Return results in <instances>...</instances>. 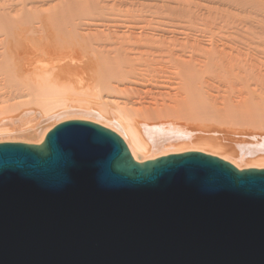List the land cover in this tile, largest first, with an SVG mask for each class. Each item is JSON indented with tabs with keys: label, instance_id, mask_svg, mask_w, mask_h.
Here are the masks:
<instances>
[{
	"label": "bare ground",
	"instance_id": "1",
	"mask_svg": "<svg viewBox=\"0 0 264 264\" xmlns=\"http://www.w3.org/2000/svg\"><path fill=\"white\" fill-rule=\"evenodd\" d=\"M41 1L0 0V144L39 147L56 125L82 121L118 136L139 164L193 151L239 171L264 170V25L249 28L260 40L238 39L236 30L217 41L203 38L198 13L193 20L184 8L193 23L180 22L176 0L177 17L160 6L168 0H154L157 13L146 4L179 22L156 19L145 0L137 2L142 16L136 0H111L128 8L118 14L110 0H67L87 12L97 4L101 15L86 17L95 24L83 23L86 11L82 21L63 16L66 0L52 3L58 9ZM237 134L246 147L232 143Z\"/></svg>",
	"mask_w": 264,
	"mask_h": 264
},
{
	"label": "water",
	"instance_id": "2",
	"mask_svg": "<svg viewBox=\"0 0 264 264\" xmlns=\"http://www.w3.org/2000/svg\"><path fill=\"white\" fill-rule=\"evenodd\" d=\"M0 264H264V170L193 151L139 164L82 121L1 143Z\"/></svg>",
	"mask_w": 264,
	"mask_h": 264
},
{
	"label": "rangeland",
	"instance_id": "3",
	"mask_svg": "<svg viewBox=\"0 0 264 264\" xmlns=\"http://www.w3.org/2000/svg\"><path fill=\"white\" fill-rule=\"evenodd\" d=\"M4 1V0H3ZM5 1H8V0H5ZM14 1V3L13 4H15V0H13ZM43 1V5H50V3H51V5L50 6H54L52 3H54L55 5L56 4H58V6H59V3H57L58 1L60 2V0H51V1H48V0H46L47 2H50V3H47L46 1H44V0H42ZM41 1V2H42ZM53 1V2H52ZM55 1V2H54ZM61 1H64V0H61ZM105 1H107V0H105ZM117 1H119V0H117ZM140 1H144V0H140ZM140 1H139V3H140ZM148 1V0H147ZM151 1H153V4H155V6L153 5V4H150L149 6L150 7H155V9L154 8H149V6L146 4L147 2H146V0H145V2H142V4L143 3H145L144 4V6H147L148 7V9L149 10H147L148 12H151L152 11V9H154L153 11L155 12V13H157V12H159V10L158 9H162V8H158L157 6H156V3L158 4V6L160 5V4H162V3H164V2H161V1H163V0H155V2L156 3H154V0H149V2H148V4L149 3H152ZM161 3H160V2ZM169 1V2H168ZM167 2H168V4L169 3H171L172 2V4L173 5H171V4H167V2H166V5L164 4V6H163V4L162 5H160V6H162L163 7V9H164V7L166 6V10H169V9H175V10H177V8L179 9V5H181L182 7H183V12H182V14L180 13L179 14V16H178V14H175L174 12L175 11H170L171 13L173 12L174 13V15L177 17L178 16V18L180 17V15H181V17H180V19H183V20H180V22L181 21H184V24H185V22L189 19V17H190V20H192L191 19V16H193L192 18H193V20H197L196 18L198 17V16H196L195 15V13L197 14H199V17H198V23L197 22H195V24L197 23V24H199V25H196V26H199V28H201L202 30H203V32H202V36H203V38L204 39H207V38H210V37H213L214 39H216L217 41H225V40H231V39H233L234 37H236V36H234V35H231V32H235L236 30V32H238V34H240L239 35V37H238V39H241V38H246V36H247V38H253V39H251V40H260V38L261 37H257V38H255V37H253L252 35H250V31H249V28H251V27H253V26H262V25H264V23L262 22L263 21V19H264V0H205V1H208V2H204V1H202V0H181V2L180 3H178V1L176 0V2L177 3H175L176 5H178V7L176 6V5H174V3L173 2H175V0L174 1H172V0H168ZM217 1V2H216ZM93 2V1H92ZM111 2V3H110ZM110 2H107V4L106 5H104V7H106V8H104V7H102V12L104 11V9H105V11H106V9H108V5H109V3H110V5H111V7L112 6H114V5H112V1L110 0ZM138 2V0H136V11H138V12H136V13H139V15H141L143 12H147L146 10L145 11H141V13H140V11H139V8H140V10H143L144 8H146V7H144L141 3H140V5H141V7L143 6L144 8L143 9H141V7L138 5L139 3H137ZM0 3H2V2H0ZM6 3H8V2H6ZM16 3L18 4V2H17V0H16ZM40 3V2H39ZM38 3V6L40 7L38 10H40L41 9V4H39ZM47 3V4H46ZM66 3V4H65ZM64 3V8H63V11H62V14H63V16L64 15H66V16H68V17H70L71 15H76V18L79 20L80 18H82L83 16H81V12H84L85 13V11H86V14H84V13H82V15L84 14L85 16H84V18H85V20H83V19H81V20H79V21H88V18H86V17H88V12L89 11H91V10H88V12H87V10H86V8H83V7H79V8H69L70 6H68L67 5V0H66V2ZM160 3V4H159ZM215 3V4H214ZM16 4V5H17ZM61 4H62V2H60V6H61ZM91 4V3H90ZM95 4V3H94ZM105 4V3H104ZM114 4V3H113ZM115 4H117V5H115V8L117 9V11H119V10H122V9H124V8H122V9H119V7L121 8V6L119 5V7L117 8L116 6H118V3H115ZM1 5V4H0ZM16 5L14 6V7H16ZM30 5H32V4H29L28 6L30 7ZM34 5V4H33ZM49 5H48V8H50L49 7ZM63 5V4H62ZM95 5H97V4H95ZM95 5H93V3H92V5L90 6L91 8L90 9H92V13H93V10H94V8H92L93 6L95 7V8H97ZM167 5H168V7H167ZM18 6V5H17ZM36 6H37V3H36ZM36 6H34V8L33 7H31V8H29L30 10H32V11H34L33 9H35V7ZM58 6H57V8H55V6L53 7V9L55 8V9H58ZM85 6V5H84ZM89 6V5H88ZM172 6H176L177 8H172ZM180 6V7H181ZM13 7V6H12ZM52 7L50 8V9H52ZM62 7V6H61ZM66 7H67V9H68V11L69 10H71V11H69V12H71V13H68L67 11H65L66 10ZM111 7H109V9H110V11L111 10H115V8L114 7H112L113 9H111ZM122 7H124V6H122ZM170 7V8H169ZM181 7V8H182ZM3 8H7V4H6V6L4 5L3 6ZM17 9H18V7H16ZM15 8V10H13V15L14 14H16V12H17V9ZM60 8V7H59ZM81 8H83V10H81ZM99 8V7H98ZM104 8V9H103ZM157 8V9H156ZM181 8H180V10H181ZM187 10H191V11H193V12H191V16H187L188 14H186L185 15V13H184V11H185V9ZM27 9V8H26ZM42 9L44 10V9H47V7H45L44 8V6L42 7ZM65 9V10H64ZM77 9L79 10H81V11H79L80 12V16H78L77 17V15L79 14V12L77 11ZM88 9H89V7H88ZM128 9V8H127ZM127 9H126V6H125V9L124 10H126L127 11ZM162 9V10H163ZM35 10H37V8L35 9ZM75 10H76V12H75ZM99 9H95L94 11V13H93V15H92V13H89L90 14V16H89V18H91L92 16H94V15H98V16H100L101 14H98L99 12ZM158 10V11H157ZM110 11L108 10V12H106L107 14H112L113 13V15L116 13V14H118L117 13V11L115 10L114 12H112L111 11V13H110ZM152 11V13L151 14H153L154 12ZM168 11V15L166 14V13H164V16L161 14L162 12H161V10H160V12L161 13H159V16H157V14L155 15V13L153 14V17H156V19L157 18H159L160 17V14H161V16L162 17H160L161 18V20L164 18V17H170L171 15H169L170 14V12ZM15 12V13H14ZM72 12H74L73 14H72ZM77 12H78V14H77ZM98 12V13H97ZM119 12H121V11H119ZM148 12H147V14H148ZM164 12H165V9H164ZM178 12H179V10H178ZM186 13H187V11H185ZM195 12V13H194ZM122 13H125L123 10H122ZM194 15H193V14ZM11 14H12V12H11ZM10 14V15H11ZM61 14V15H62ZM70 14V15H69ZM102 14H105V12H103ZM107 14H105V15H107ZM145 14V13H144ZM147 14H145V15H147ZM150 14V13H149ZM166 14V15H165ZM1 15V14H0ZM92 15V16H91ZM113 15H110L111 17L113 16ZM143 15V14H142ZM141 15V16H142ZM155 15V16H154ZM174 15H172L170 18H165V19H171L172 17H174ZM183 15H185V16H187V19H186V21H185V18L186 17H182ZM202 15V16H201ZM30 16V15H29ZM62 16V17H63ZM98 16H96V20L98 21ZM109 16V15H108ZM138 15H136V17H137ZM149 16V15H148ZM148 16H146V17H148ZM194 16H195V19H194ZM1 17V16H0ZM4 17V16H3ZM67 17V18H68ZM146 17H144L143 16V18H146ZM152 17V19H154ZM175 17V18H176ZM262 17H263V19H262ZM59 18V21L60 20H62V18L60 19V16L58 17ZM66 18V17H65ZM66 18V19H67ZM95 18V16L93 17V19ZM151 18V17H150ZM175 18H172L173 20H175ZM178 18H176V20L175 21H177V19ZM93 19L91 18V19H89V21H88V23L89 24H91L92 22H93V24H95V20L93 21ZM199 19H201V21H199ZM90 20L92 21V22H90ZM159 20V19H158ZM193 20H192V23H193ZM87 21L86 22H83V23H87ZM177 22H179V21H177ZM250 24H249V23ZM97 23V22H96ZM189 23H191V22H188V24ZM259 23V24H258ZM182 24H183V22H182ZM195 24H193V25H195ZM252 24V25H251ZM256 24V25H255ZM258 24V25H257ZM186 25H187V22H186ZM191 25V24H190ZM192 25V26H193ZM236 28V29H235ZM243 28V29H242ZM263 28H264V26H263ZM247 31H246V30ZM242 30L244 31L243 33H242ZM262 36V35H261ZM236 39V38H235ZM247 40H250V39H247ZM233 144H235L236 146H238V149L239 148H242V147H246L247 146V143L248 142H246V139L244 138V137H242V135H239V134H237L236 135V138H234V140H233V142H232ZM246 143V144H245Z\"/></svg>",
	"mask_w": 264,
	"mask_h": 264
}]
</instances>
